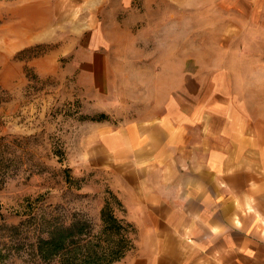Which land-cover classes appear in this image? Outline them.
<instances>
[{
  "label": "crops",
  "instance_id": "1",
  "mask_svg": "<svg viewBox=\"0 0 264 264\" xmlns=\"http://www.w3.org/2000/svg\"><path fill=\"white\" fill-rule=\"evenodd\" d=\"M235 2L234 10L229 0L187 6L189 14L234 11L249 33L236 45L226 17L215 38H204L212 50L200 54L194 20L185 36L173 15V34L157 30V50L149 51L142 11L146 22L117 55L124 67H112V41L94 25L88 68L72 71L90 79L103 116L90 121L87 160L110 173L132 229L120 264H264V114L254 94L264 68L253 66L264 61V0Z\"/></svg>",
  "mask_w": 264,
  "mask_h": 264
},
{
  "label": "rangeland",
  "instance_id": "2",
  "mask_svg": "<svg viewBox=\"0 0 264 264\" xmlns=\"http://www.w3.org/2000/svg\"><path fill=\"white\" fill-rule=\"evenodd\" d=\"M157 1L0 0V264H60L56 258L42 259L37 251L39 239L53 230L66 231L73 241L96 250L113 242L123 253L112 264H120L133 247L132 229L120 217V201L110 188V173L93 166L85 152L91 144L90 121L103 116L94 110L90 79L72 71L82 63L88 68L97 41L92 27L112 41L114 68L125 66L117 55L128 50L131 33L146 22L142 11L149 19V51L157 50V30L173 34V15L181 20L185 36L188 20H194L202 38L196 44L200 54L212 50L214 44L204 38H215L216 26L224 25L226 17L235 29L231 45L249 37L234 11L209 6L189 14V0H180V9L172 0ZM235 5L229 0L231 10ZM205 22L211 32L204 30ZM119 40H125V48ZM260 63L253 66L264 68ZM254 83L264 85V76ZM252 94L245 98L254 99ZM254 94L264 114V86ZM104 228H111L109 242Z\"/></svg>",
  "mask_w": 264,
  "mask_h": 264
},
{
  "label": "trees",
  "instance_id": "3",
  "mask_svg": "<svg viewBox=\"0 0 264 264\" xmlns=\"http://www.w3.org/2000/svg\"><path fill=\"white\" fill-rule=\"evenodd\" d=\"M105 210H102L104 218ZM105 219V218H104ZM112 222L118 221L110 217ZM106 234L105 238L109 242L111 237V228L102 229ZM109 234V235H108ZM74 235L66 231L53 230L48 237L41 238L38 241L37 251L39 256L45 260L57 259L60 264H112L122 255L121 248L113 244L105 249L96 250L89 247L88 244L81 245L79 240L73 241Z\"/></svg>",
  "mask_w": 264,
  "mask_h": 264
}]
</instances>
